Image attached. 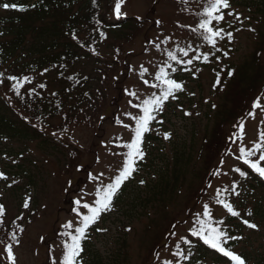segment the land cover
<instances>
[{
    "label": "trees",
    "instance_id": "trees-1",
    "mask_svg": "<svg viewBox=\"0 0 264 264\" xmlns=\"http://www.w3.org/2000/svg\"><path fill=\"white\" fill-rule=\"evenodd\" d=\"M4 3L18 5L16 9L0 7V73L4 74L3 83L0 84V172L8 177L6 180L0 179V204L5 207V214L0 217V239L8 242L12 232L16 233L20 241L21 235L38 213L35 211L32 216L26 217L25 224L21 209L17 214L10 213L3 203V193L18 192V185L28 195L24 200L32 197V187L35 190L39 188L40 176L30 162L28 149L21 150L15 144L37 142L43 151L68 154L72 161L71 166L76 167L78 144L72 143L66 137L75 128H95L102 123L105 119L104 113L119 100L113 97L109 101V90L116 86L121 87V78L129 75V66L119 64L122 61L118 55L122 54L123 47L121 43L109 41V33L115 39L119 40L120 37V40H126L129 37L128 40L132 41L136 36L135 33L130 35L132 28L143 29V32L149 30L155 24V18L153 20L149 12L144 18L126 16L109 19L106 10L110 6V0H0V5ZM230 4L231 7L238 6L248 10V19L252 22L259 21V26L254 27L255 42L252 53L241 61L237 69L228 57L225 60V71H218L220 81L222 73H225L227 79L226 98L215 108L212 128L203 137L202 145L197 151L202 164L199 167L193 162L188 142L184 140L182 145L174 144L172 157L165 162L164 167L157 172H148L151 175L149 179L145 172L148 169L155 170L154 158L155 155H160V149L156 148L155 143L167 129L158 118L152 121V130L145 133L143 140L146 155L138 162V170L124 182L113 200L111 211H120V207L128 199L127 196L135 193V197L129 202L128 211L132 215H138L127 221L123 226L124 232L127 229L132 230L134 221H141L142 217H146L150 220L147 226L156 227V232L159 231L160 235L153 237L155 242L160 241L164 234L168 236L167 231H171L176 225L173 218L166 214L168 207L175 203L182 189L188 192L193 190L195 192L192 197H199L201 186L209 184L215 167L230 152L238 125L244 123L252 110L253 102L257 97L260 98L264 86V0H230ZM20 6L26 10L20 11ZM224 12L226 18L227 10ZM199 14L200 12L197 25L201 19ZM237 14L241 15V19L244 16L241 12ZM226 21L231 22L232 26L229 27L224 21L218 26L223 27L226 32L232 31L233 36L244 30L243 24L235 19ZM196 26L189 28L195 35L191 41L194 39L196 42L190 51L200 55L203 62V54L209 43L192 30ZM226 39L229 40L227 36L220 39V48L215 46L212 49L215 56H209L208 63H214L216 57L222 59L225 56L223 53L228 50L223 49ZM234 39L233 37L229 40V43ZM229 47L233 49L232 45ZM45 69L48 71L45 72ZM230 70H234L231 76L227 74ZM8 76H28L32 82L25 84L17 95L11 87L13 82L7 79ZM41 84L46 86L41 88ZM219 85L221 83L217 86ZM58 117V124L53 125V119ZM50 128L57 130V137H61L57 139L54 136L56 134L50 132ZM237 167L247 171L248 175L242 177L236 172L237 178L233 179L232 187L229 188L231 191L235 186V192L241 193L242 197L240 204L232 201L241 216L228 215L227 219L233 229L228 232L234 236L244 235V230L250 231V235L244 240L245 244H250L260 232V226H264V178L243 162H239ZM79 169L83 170L81 166ZM232 196L234 199L235 194H231V198ZM191 201L190 197L187 198L184 205ZM23 203L20 201L21 206ZM247 208L251 210V216L244 215L243 211ZM111 211L102 213L100 219L87 230V238L82 242L83 252L80 255L82 264H126L127 254L124 249H117L105 259L93 246L94 236L106 231L101 220L108 218ZM180 211L178 208L179 214ZM243 219H248L258 227H247L242 223ZM250 236L253 237L252 241ZM185 238L192 241L191 245L184 241L182 243L189 247L188 254L194 251L199 254L197 258L194 255H189L184 260L181 258V264H205L208 256L217 264H231L228 258L205 245L197 237L190 234ZM238 240L242 239L228 242L226 246L242 255L247 264H264V251L259 255L257 251L250 252L252 250L245 247L238 250L235 248Z\"/></svg>",
    "mask_w": 264,
    "mask_h": 264
},
{
    "label": "rangeland",
    "instance_id": "rangeland-1",
    "mask_svg": "<svg viewBox=\"0 0 264 264\" xmlns=\"http://www.w3.org/2000/svg\"><path fill=\"white\" fill-rule=\"evenodd\" d=\"M115 2L116 0H110V6L106 7V16L112 20L118 19L114 11ZM204 6L205 0H124L121 12L126 15H122L120 18L125 16L144 18L151 12V18L153 20L155 18V24L144 32L143 29L132 28L130 35L136 34L132 41L128 40L129 37L126 40H120L119 36L122 32L118 35L119 40L115 39L111 32L109 33V41L121 43L123 47L122 54L118 55L122 61L119 64L129 66V75L121 78V87L116 86L118 91L116 88L109 90V101L113 97H117L119 100L116 105L104 113L105 119L102 123H99L95 128H75L66 137L72 143L78 144L79 150H76L78 154L75 161L78 165L76 167L71 166L72 161L68 154L43 151L37 142L15 144L16 147H21V150L28 149L30 162L35 166L40 176L39 188L37 190L34 187L31 188L32 197L27 209L20 205V201L25 202L24 199L28 195L19 185L17 186L18 192L3 193V203L6 204L9 212L17 214L22 210L25 224L27 223L26 217L32 216L35 211H38L34 215L33 221L28 225V229L21 235L19 244L8 241L14 244L16 264H52L53 256L59 262L63 254L62 242L66 239L64 233L74 232L75 228L80 225L81 216L74 209L78 208L80 213L87 214V209H84L82 205L84 203L93 204L97 188L111 182V179L117 174L122 165V153L126 151L121 145L130 141L133 135L124 125L134 126L135 123L126 113L142 114L140 109L133 108L131 105L141 103L153 92H159L158 89L150 87V84L155 82V74L159 67L166 64H170L176 69L175 72L168 69L170 78L182 82L183 91L176 93L177 99L170 97L164 104V110L156 114V118L163 122L167 128L166 132L171 135L165 139L164 133L166 132L161 134L162 138H159L155 143L156 148L160 149V155H155L154 158L155 170L148 169L149 171L146 170L145 174L150 179L151 175L148 172H157L161 167H164L165 162L172 157L171 150L174 144L182 145L184 140L188 142L193 162L200 167L202 159L197 151L202 145L203 137L212 128V116L216 111L215 108L226 98L227 79L225 73L221 75V85L214 87L217 73L225 71L226 59L231 58L233 67L237 69L241 61L252 53L255 37L254 31L251 32L250 29L259 26V21L253 20L252 22L248 19V10L238 6L231 7L235 13H244L242 18L244 30L233 36L235 39L231 43L226 39L227 42L224 43L223 49H228L226 52L230 56L215 59L214 63L202 62V59L196 60L194 58L196 55L190 51L196 44L194 39L191 41L195 35L189 28L197 25L198 13L203 11ZM233 19L234 17L228 14L225 18V20ZM230 45L233 46V49L229 47ZM216 46L221 47L220 39ZM181 48L189 50L187 57L180 51ZM213 48V45L208 44L204 54L207 53L214 57ZM169 52L174 53L178 60L192 59L193 63L191 65L177 63L169 58ZM185 67L189 70L185 71ZM142 68L148 70L143 73V76H141ZM144 80H148L150 84H145ZM131 92H136L137 96H131ZM260 93L262 108L255 109V116L248 115L244 121L242 143L248 147H251L254 142H258L259 133L264 130V86ZM59 119L60 117L53 119L52 124L57 125ZM50 132L56 134L55 137L59 133L53 128H50ZM239 134L240 129L236 136ZM60 137L58 136L57 139ZM234 140L230 152L225 155L211 174L209 184L201 186L202 192L199 193V197H192L195 192L193 190L188 192L186 189H182L175 203L168 207L166 214H169V217L173 218L176 223L171 231H167L169 232L168 236L164 234L162 239L157 241L159 243L155 242L153 237L160 235L159 231L156 232V227L149 228L147 226L150 220L146 217H142L141 221H134L132 230L127 229V232H124L123 226L127 221L138 215H132L128 211L130 209L128 208L129 202L135 197V193L132 192L131 196H127L128 199L124 206L120 207V211H111L107 215L108 218L101 220L102 227L106 231L94 236L95 250H98V253L106 259L113 255L112 253L117 249H124L127 254L126 264H165L166 261H172V264H181V257L175 255L181 249L185 253L184 256L194 255L197 258L199 253L194 251L188 254L189 247L182 243L184 238L191 234L190 228L196 223L197 218L202 217L204 204L210 206L214 220L222 219L224 220L222 227L227 231L232 229L227 219L229 213L222 205L216 203V198L217 190L223 192V189L232 187L233 179L237 178L234 169L239 162H242L237 159L241 141L236 138ZM78 166H81L83 170L81 171ZM101 173H103L102 176ZM91 177H99V179ZM224 194L221 198L240 204L241 193L239 196L235 195L234 199L233 196L231 198V194ZM189 197L192 201L184 205ZM77 199L81 200L80 205L75 204ZM178 208L181 209L180 214ZM248 208L243 211L244 215H248ZM10 213L9 215L13 216ZM69 223L72 227L65 228L64 226ZM260 227L261 230L254 236V239L250 236V240L253 239L250 244H245L244 241L246 236L250 235V231L244 230V235H234L242 239L237 241L235 248L239 250L245 247L249 251L252 250L250 252L257 251L258 254L263 252L264 226ZM0 241L2 240L0 239ZM5 243H0V264H9L5 253ZM178 244L179 249H177ZM204 263L217 264L210 256Z\"/></svg>",
    "mask_w": 264,
    "mask_h": 264
},
{
    "label": "snow or ice",
    "instance_id": "snow-or-ice-1",
    "mask_svg": "<svg viewBox=\"0 0 264 264\" xmlns=\"http://www.w3.org/2000/svg\"><path fill=\"white\" fill-rule=\"evenodd\" d=\"M124 3V0H116L114 11L117 18H120L122 15H126V13L121 12V6ZM5 9L13 8L16 9L18 5L16 3L8 4L4 3L0 5ZM34 7V5H33ZM20 11H25L26 9L23 6H20ZM224 10H229L228 15L233 16L236 21L243 24V20L241 19V15L235 13L231 10L230 0H206V4L203 8L202 13L199 15L201 19L196 26V28L192 29L194 32L198 33L200 38H202L207 43L216 46L218 39H223L225 36L229 40L233 39L232 31H225L223 27H219V23L224 21L228 23L229 27H231V22L225 20V12ZM239 31L240 29H236ZM251 31H255V29H250ZM103 35V34H102ZM159 47V45H157ZM181 52H183L184 56L187 57L189 55L188 51L181 48ZM219 51V49H217ZM223 55L227 56L228 53L224 52ZM168 56L171 60L177 61V63L191 65L193 63L192 59L178 60L177 56L169 52ZM196 60H200L201 56L196 55L194 57ZM219 59V57H216ZM204 62H209V55H203ZM168 69H171V72H175L176 69L173 68L170 64H166L165 66L159 67L158 72L155 74V82L151 83L148 80H144L145 84H150V87L156 88L159 90L158 93L153 92L147 98L143 99L139 104H132L133 108H137L141 110L142 114L133 115L131 112L126 113L127 116L130 117L132 121H134V126L132 125H124V127L128 128L129 131L133 133L130 141L124 142L121 147L126 149L125 152L122 153V165L119 168L117 174L111 179V182L107 184L101 185L96 190V199L93 204L84 203L82 207L87 209V214L80 213L79 209H74L77 211V214L81 216L80 225L75 228L74 232H66L64 236L66 239L62 242L63 254L59 262L56 258L52 257V264H82V260L80 259V255L83 252L82 242L87 238V230L91 225L95 224L99 219L102 213L111 211L113 208V200L117 195L119 190L125 181L130 179L133 176V173L138 170L137 164L139 161H142L145 157V152L143 150V140L145 133L151 131L150 124L152 121L156 120V114L162 112L164 110V104L171 97L172 99H177L176 93L179 91H183V83L178 82L176 79L170 78V72ZM185 71L189 69L187 67L184 68ZM45 72L48 69L44 70ZM146 68H142L141 76L143 73L147 72ZM229 76L234 74V70H230L227 73ZM4 74L0 73V84L3 83ZM8 80L12 81V89L16 92L17 95L20 94V89L24 87L25 84H30L31 78L28 76L18 77V76H8ZM221 81L219 79V73L217 74V79L215 81V85L220 84ZM46 85L41 84L39 87L44 88ZM131 96L136 97V92H131ZM139 99V97H137ZM131 104V101H129ZM261 100L259 97L253 102L252 109L248 113L249 116H255V109H261ZM190 114V113H186ZM123 123L122 121H118ZM240 129V134L235 136L236 139L241 141V145L239 147V155L237 156L238 160H241L243 164L247 165L249 169L257 173L260 177L264 178V130H261L259 133L258 142H254L251 147L243 145L242 141L244 138V123L241 122L238 125ZM170 133H164V138L168 139L170 137ZM229 139H233V137H229ZM235 142V140H233ZM235 172H238L242 177H246L248 172L242 170L240 167L234 169ZM101 176L103 173L100 174ZM92 179H99V177H91ZM0 179H8L7 176L3 172H0ZM144 183V181H141ZM224 193L235 194L239 196V192H235V186H233L230 191L228 188L221 190H217V198L216 203L223 206L227 212L233 217H240V211L236 210L233 203L225 198H221ZM29 197L28 200H25L23 207L27 209L29 207ZM76 205L81 204V200L77 199L75 201ZM5 214L4 205L0 204V217H3ZM249 216L252 215L251 210L247 213ZM2 222V221H0ZM242 223L249 228L256 229L258 227L257 224L251 223L248 219H243ZM224 225V220H214L212 211L208 204L203 205L202 217H198L196 223L190 228L191 236L197 237L200 241H202L208 247L214 249L222 256L228 258L231 261V264H247L246 260L242 255L233 251L228 242L230 240H237L240 237L230 235L226 228L222 227ZM65 228H71L72 225L66 224ZM174 227V226H173ZM21 232L23 229H20ZM102 230V229H98ZM10 241H14L15 244H19V239L15 232L11 233ZM184 242L191 245L192 241L190 239L184 238ZM0 243H5L4 241H0ZM179 244L177 245V249H179ZM14 244L12 242L5 243V253L9 264H16V256L14 254ZM176 256L181 257L182 259H188L187 256H184L182 250L177 251L175 253ZM165 264H172V261H166Z\"/></svg>",
    "mask_w": 264,
    "mask_h": 264
}]
</instances>
